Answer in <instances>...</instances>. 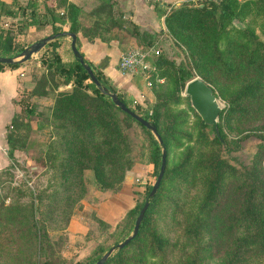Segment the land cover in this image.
<instances>
[{"label":"rangeland","instance_id":"374dc122","mask_svg":"<svg viewBox=\"0 0 264 264\" xmlns=\"http://www.w3.org/2000/svg\"><path fill=\"white\" fill-rule=\"evenodd\" d=\"M113 1L111 15L118 17L123 9L118 0ZM182 3L192 6L213 3L217 15L220 0H182L174 5ZM232 3L241 13L224 24L215 17L205 26L189 24L183 29L168 30L163 23L162 29L147 31L154 34L155 44L150 46L158 55L165 56L173 65L183 66L192 78H199L211 87L222 109L218 123L223 139L219 144L213 140L210 128L200 125V117L184 94V87L178 93L173 90L170 66L152 70L149 67L144 74L127 78L126 83L131 81L139 88L138 94L118 89L126 102L139 105L141 112L155 109L159 126L167 128L165 169L168 171L161 181L148 223L149 229L162 239V246L152 249L147 234H141L138 242L128 245L107 264H190L191 261L220 264L240 243L239 238L245 237V243L248 240L251 225L241 213V202L251 180V170L258 171L261 177L260 198L264 200V139L244 136L249 129L264 133V53L260 52V45H264V0ZM168 5L171 6L163 5L164 14L160 17L169 11ZM86 12L81 27L91 21ZM0 20L2 24L3 18ZM123 30L112 27L109 33L122 35ZM48 33L49 29L43 36ZM29 36H24L26 46L33 42ZM58 37L64 40L60 51L63 61L72 60L69 36ZM42 48L33 53L34 58L28 59L30 81L45 71L39 62ZM44 50L48 53L51 47ZM250 55H254V63L246 61ZM148 61L151 66L154 57L151 55ZM56 79L59 82L56 91L70 87L61 83L60 76L56 75ZM89 82L86 81L91 89ZM243 86H250L251 90L238 96ZM46 89L45 97H30L28 91L20 95L19 124L17 129L10 130L15 129L20 140L26 138L25 146L15 148L10 157L7 147L2 150L8 163L0 167V264H42L44 259L51 264H89L121 242L124 234L131 233L123 230L122 218L128 209L133 206L140 209L148 200L147 190L157 174L147 162L146 133L119 112L115 113L125 134L120 162L127 168L121 182L114 181L110 189L101 190L89 169L68 170L63 163V152L58 154L60 150L50 122L56 91L51 86ZM100 137L101 132L96 131L94 141ZM212 149L232 169L225 171L214 200L206 206L207 173L202 161ZM103 167L105 177L115 180L117 169L108 168L107 164ZM35 230L46 231L49 246L39 248ZM254 246L247 241L244 248ZM117 250L113 249L108 257ZM239 264H264V253L259 249H244Z\"/></svg>","mask_w":264,"mask_h":264},{"label":"trees","instance_id":"16d2710c","mask_svg":"<svg viewBox=\"0 0 264 264\" xmlns=\"http://www.w3.org/2000/svg\"><path fill=\"white\" fill-rule=\"evenodd\" d=\"M232 1L233 0H220L219 12L217 15H215V10L217 8L213 3H211L210 6L205 4H202L201 6H192L189 3H182L177 6L171 4V6L168 5L170 6L169 11L165 13L163 23L168 30L173 28L183 29L189 24H194L199 27L205 26L208 22L215 19V17L224 24L237 18V16L241 13L236 6H233ZM27 2L30 6L34 7L39 2L41 3L42 8L38 13H30L29 20L23 19L24 11L22 5L19 4L17 0H10V3L0 1V15H16L9 10V6L13 4L14 7H17L15 13L18 14L17 17L20 19L16 20L14 28L11 26L5 28L0 27V56L2 57H16L26 46V43L23 42L26 41L24 36L20 35L25 33L24 29H26L27 25H34L36 30L48 28V35L61 33V36L65 35V32H72L74 34L79 33L88 41H92L93 39H99L104 42L116 40L118 44L122 46V52L126 50V46L129 42H133L136 46H150L155 44V42H153L154 34H149V32L144 30L142 31L136 24L126 20L122 9V13L120 12L118 17L111 15V8L114 2L113 0H95V4L88 9V11L82 10L70 0H27ZM150 3L154 5L157 11H159V15L164 14L163 9L158 7L157 2ZM84 12L91 17V21L88 25L81 27L80 24L83 20ZM104 12H106V14L102 16L101 13ZM92 16H94V18ZM62 25L65 26V29H62ZM128 26H130V29ZM112 27H123V34L114 35L109 33V30ZM59 39V37H55L54 39L46 42V45L43 46V50L41 51L44 52L40 54L39 62L43 64L45 71L34 81L31 80V82L29 80L30 87L22 93L28 91V96L30 97L47 96V86H51V89L54 88V91L58 88L59 82L56 79V75L61 77V83L63 85L69 84L70 87L67 90L56 91L51 104L50 115V122L53 125L52 133L54 139H56V146L60 150L58 154L63 152V163L67 169L72 172H82L84 169H89L91 171L92 179L96 183L98 189L101 190L110 189L114 181L117 183L121 182L127 168L122 166L120 162V157L123 155L121 147L125 142V134L123 132L122 122L115 113L119 112L128 121L135 123L146 133L149 142L147 149V162L151 164L158 173L161 148L164 149L166 165L168 137L166 136L167 132L165 131L167 128L162 129L159 126L158 114L156 110L153 109L150 113L141 112L139 105H129L119 93L118 89L110 82L109 78L100 71L99 66L93 64L91 60L80 51L78 39L76 37L75 47L78 53L82 56L83 63L90 67L93 75L99 82V85L104 86L108 91L115 93L117 98L129 110L139 115L144 120L149 121L155 127L161 141L160 143L157 142L155 137L147 128L117 108L112 103L111 99L106 94L101 92L100 88L93 82H89L92 87L89 89V84H87L86 81L90 79L82 64H80L78 60L73 57V55L72 60L63 61L60 53L57 51V48L61 43V39ZM123 44H125V46ZM46 46L51 47V50L48 53L44 50V47ZM260 52L264 53L263 44L260 45ZM152 57H154V61L150 62L153 65L150 66L151 70L154 69V67L158 69V67L160 68L166 65L172 68L169 81L176 93L180 92L185 83L192 79L191 73L188 70L181 65H173L172 62L168 61L165 56L156 54L155 56L152 55ZM25 61H15L8 64L0 63V69L5 67L14 68L21 65ZM246 61L254 63V55L248 56ZM134 75L139 76L142 74L138 73ZM250 90V86H243L237 95L240 96ZM22 93L19 94L17 99L19 106L22 104V99L20 98ZM221 114L222 109L217 116L216 127L219 137L222 140L223 134L221 126L218 123V119L221 118ZM17 121L18 113H15L6 127L5 142L8 157L13 154L15 148H22L25 146L24 139L26 138H23L24 141L20 140L14 132L19 124ZM200 125L202 127H209L213 133V140L218 144L221 142V140L215 136L211 125L204 124L201 119ZM262 127L264 128V125ZM11 128L15 129L10 130ZM96 131L101 132V137L99 140L94 141V134ZM247 135H253L260 139H264V133H258L254 129L247 130V134L244 136ZM205 155L206 156L202 161V165L206 169L207 173L206 193L204 197V205L207 206L208 203H211L214 200L215 195L219 190L223 174L226 170L232 169V167L221 158L218 151L212 149ZM106 164L108 165V168L115 167L117 169V176L115 177V180L105 177L103 165ZM165 165L158 188L156 189L153 197L150 198V203L143 213L136 234L112 256L107 257L103 264H107L109 260L117 258L121 251L128 245L138 242L141 234H147L152 244V249H160L162 246V239L155 234V232L149 229L148 223L150 220V214L153 211L154 203L156 202L161 188V181L163 180V176L166 175L168 171L165 169ZM170 171L174 170L172 169ZM247 173L249 174V172ZM250 177V183L243 194L241 213L251 225V231L248 234L247 241L253 242L255 246L253 248H244L247 241L246 243L243 241H245L246 238H239L238 242L240 243H237L234 246L230 256L220 264H239L241 253L244 249H259V251L264 253V200L260 198L262 182L260 180L261 177L258 175V171L256 170L250 171ZM150 188L151 187L148 188L146 195H148ZM138 211L139 209L137 206H133L126 211L122 218L123 230H132L134 219ZM127 234L128 233L123 236L126 237ZM34 236L38 241L39 248L46 246L49 242V237L45 230H39L38 233L35 230ZM101 256L102 254L93 258L89 261V264L92 262L95 263V261H97ZM42 264L51 263L48 259H44ZM190 264H194V262L191 261Z\"/></svg>","mask_w":264,"mask_h":264},{"label":"crops","instance_id":"0c3cea01","mask_svg":"<svg viewBox=\"0 0 264 264\" xmlns=\"http://www.w3.org/2000/svg\"><path fill=\"white\" fill-rule=\"evenodd\" d=\"M4 3H10V0H0ZM22 5L24 15L23 19L29 20V14L32 12L41 11V4L30 6L27 0H17ZM75 5L79 6L82 10L90 9L95 0H70ZM120 7L125 11V17L132 23L136 24L139 29L151 31L159 30L163 28V17L159 16V11L150 2H157L158 7L163 9L165 4H174L182 0H118ZM165 8V7H164ZM9 10L16 14L12 15H0V19L3 18V23L0 27L11 26L14 28V23L18 19L17 7L13 4L9 6ZM48 28L42 30H36L34 25H27L25 33L20 36H29L31 40H36L44 35ZM67 36V35H66ZM36 37V38H35ZM78 39L80 51L91 60L95 65L99 66L100 71L106 75L115 88L120 90H126L130 94H138L139 89L131 81L126 83L127 78L132 75L121 72L117 68V60L119 54L122 52V46L118 44L116 40H110L107 42L100 41L99 39H93L88 41L82 37L79 33L76 34ZM28 38V39H29ZM61 43L57 48V51L61 55L63 50L64 40L61 38ZM26 40V39H25ZM70 40H68L69 44ZM134 44L129 42L128 45ZM125 46V44H123ZM127 45V46H128ZM135 45V44H134ZM34 58L31 55L30 59ZM29 61L23 62L21 65L14 68H2L0 69V167L8 163L6 155L2 150L6 147L5 133L6 127L11 117L20 111V106L17 103V99L20 93L30 87L29 83ZM2 148V149H1Z\"/></svg>","mask_w":264,"mask_h":264},{"label":"water","instance_id":"95a60500","mask_svg":"<svg viewBox=\"0 0 264 264\" xmlns=\"http://www.w3.org/2000/svg\"><path fill=\"white\" fill-rule=\"evenodd\" d=\"M60 34L61 33L46 35L37 39L36 41L31 42L30 44L25 46L16 57L11 58V57L0 56V63L8 64L15 61L18 62L25 61L29 59L31 55H33V53L39 51L45 45L46 42L54 39L55 37L60 36ZM65 35L69 36L70 38L69 48L73 57L76 58L80 64H82L83 68L85 69L86 73L89 76L90 81L93 82L96 86H98L100 88V91L106 94L117 108H119L122 112L128 114L138 123H140L145 128H147L151 132V134L155 137L157 142L160 143L161 141L155 130V127L149 121L144 120L142 117L129 110L117 98L115 93L108 91L104 86L99 85V82L93 75L90 67L87 64L83 63L82 56L78 53L75 47L76 34L72 32H65ZM184 94L189 98L190 105L197 113V115L200 117V119L203 121V123L207 125H211L215 136H217V138L221 140L216 127V119L221 110V107L218 101L216 100V97L212 92L211 87L199 78H192L185 83ZM164 165H165V153H164V149L161 148L158 173L148 192V200L144 201V203L142 204L141 208L139 209L134 219V224L131 233L128 236H126L121 242H118L116 245L111 246L105 253L102 254V256L97 261H95L94 264H103V262L106 260V258L109 256L110 252L113 249H120L136 234L143 213L149 205V199L153 197L156 189L158 188L159 182L163 174Z\"/></svg>","mask_w":264,"mask_h":264},{"label":"built area","instance_id":"2783aa9c","mask_svg":"<svg viewBox=\"0 0 264 264\" xmlns=\"http://www.w3.org/2000/svg\"><path fill=\"white\" fill-rule=\"evenodd\" d=\"M158 54L153 46H132L121 52L117 60V68L130 75L144 74L149 69V57Z\"/></svg>","mask_w":264,"mask_h":264}]
</instances>
